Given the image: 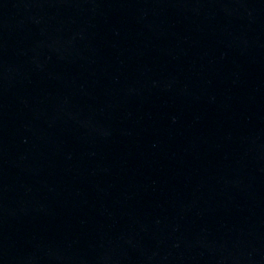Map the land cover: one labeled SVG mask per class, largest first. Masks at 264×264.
Listing matches in <instances>:
<instances>
[{
  "label": "water",
  "instance_id": "1",
  "mask_svg": "<svg viewBox=\"0 0 264 264\" xmlns=\"http://www.w3.org/2000/svg\"><path fill=\"white\" fill-rule=\"evenodd\" d=\"M0 264H264V0H0Z\"/></svg>",
  "mask_w": 264,
  "mask_h": 264
}]
</instances>
